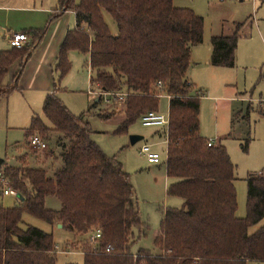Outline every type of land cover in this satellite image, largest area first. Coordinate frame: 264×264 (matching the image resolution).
Returning <instances> with one entry per match:
<instances>
[{
	"label": "trees",
	"instance_id": "16d2710c",
	"mask_svg": "<svg viewBox=\"0 0 264 264\" xmlns=\"http://www.w3.org/2000/svg\"><path fill=\"white\" fill-rule=\"evenodd\" d=\"M57 3L59 11L71 10L75 15V28L67 31L58 50V80L71 68L69 51L89 54L91 88L125 93L124 119L116 133L126 132L143 114L156 110L159 94L169 96L165 169L173 181L166 192L183 202L179 208L164 209L153 250L140 248L133 253L131 244L146 237L150 227L140 219L129 174L91 139L93 130L85 118L98 101L74 115L54 88L42 106L48 124L33 117L24 136L27 139L37 133L47 144L56 135L58 155L52 147L48 153L55 159L59 156L60 168L50 175L41 167L9 166L0 159V175L22 198L12 207L0 204V264H57L53 235L32 226L21 229L23 214L50 225L60 224L78 236L79 241L71 246L83 252L82 264L264 262V225L249 232L264 218V174L247 177L246 216L237 217L235 167L224 146H208V140L199 134L200 101L191 95L194 85L186 73L190 48L202 42V18L190 9L175 7L173 0ZM104 12L116 24L114 35L104 21ZM25 33H32L28 44L0 51V96L10 91L6 77L11 64L25 61L43 34ZM237 39L236 32L212 36L210 64L233 67ZM111 114L99 116L105 119ZM246 146L247 141L242 149ZM49 196L58 199L59 210L45 207ZM94 229L101 232L96 250L87 241ZM108 246L110 250L105 252Z\"/></svg>",
	"mask_w": 264,
	"mask_h": 264
},
{
	"label": "rangeland",
	"instance_id": "374dc122",
	"mask_svg": "<svg viewBox=\"0 0 264 264\" xmlns=\"http://www.w3.org/2000/svg\"><path fill=\"white\" fill-rule=\"evenodd\" d=\"M79 1L74 0V3ZM173 5L177 8L190 9L203 20V40L194 48L197 52L196 64H191L187 76L195 83L198 88L195 93L200 97L199 134L215 145L224 146L235 167L233 185L237 200L236 216L242 218L246 216V179L249 175L260 174L259 172L264 170V102H262L264 100L258 98L254 101L247 97V95H252L254 98L264 96V0H173ZM30 18L14 15L9 20L29 21ZM103 18L110 32H117L111 16L104 12ZM19 24L21 25L22 22ZM20 25L9 28L0 18V50L9 47L6 38L3 39L6 31L4 27L9 28L10 33L21 32ZM234 32L238 37L234 66L229 68L212 66L209 62L210 36L220 33L231 35ZM86 58L76 51H71L68 56L71 68L60 80V84L65 88L57 96L74 115L86 110L93 99L88 92V72L83 66ZM239 94L246 95L243 103L234 99ZM95 95L98 96V104L85 118L94 131L92 140L106 155L114 156L129 174L135 189V201L140 219L150 227L146 237L136 239L131 244V251L136 253L140 248L152 251L155 232L162 218L161 210L164 207L179 208L183 202L179 197L167 195L166 192L164 172L166 145L158 136L160 131L165 138V129L162 128L163 125L143 126L138 119L126 132L116 133L118 122L121 115L123 116L122 111L119 110L121 104L119 105L112 96ZM105 98L109 99L108 102L104 101ZM168 101L165 94H159L156 111L168 116ZM41 104L42 102L37 100L20 110H16L17 108L2 110L0 159H4L5 164L11 166L23 164L27 167H41L51 175L53 170L61 166L59 156L55 159L54 155L48 153L51 147L56 153L58 152L54 140L56 135L52 134L50 142H47V147L43 150L30 147L27 143L28 138L24 141V129L28 128L32 113H37L44 122L48 123L42 114ZM242 104L244 106H241ZM247 107L254 110L249 116L246 115ZM108 113H112L108 119L99 116ZM234 114H237L235 118ZM131 134L142 136V139L130 144ZM246 141V149H242ZM143 143L150 144L152 150L159 152L161 157L159 163L146 162L139 153ZM21 200L20 194L2 195L0 186L2 205L12 207ZM45 207L57 211L60 203L56 197L49 196L45 199ZM261 225H264V218L257 225L250 227L249 232H254ZM28 226L52 234L57 250L62 251V248L66 251L70 248L74 250L68 242L63 243L66 239H73L72 233L58 229V225H50L23 214L20 227L25 229ZM66 246L68 249L64 248ZM69 263L82 264L83 256L62 252L57 254V264ZM246 264H264V262L247 261Z\"/></svg>",
	"mask_w": 264,
	"mask_h": 264
},
{
	"label": "crops",
	"instance_id": "0c3cea01",
	"mask_svg": "<svg viewBox=\"0 0 264 264\" xmlns=\"http://www.w3.org/2000/svg\"><path fill=\"white\" fill-rule=\"evenodd\" d=\"M58 8L59 7H58L57 0H0V18H1L2 23L4 25H8V27L11 28L14 25H20L19 23L22 22V24L20 25L22 27L21 32L25 33L26 31L27 32H30V31H39L40 32V31H42V33H43L41 38L39 40H36L34 47L32 48V51L30 53V56L25 61L21 62L20 60H16L15 62H13L11 64V66L9 68V72L7 74V77H6V83L8 85V90H10V91H8L7 93L0 96V118L2 117V114H1L2 110H7L8 108L9 109L11 108L12 110L17 108L16 110H20L23 106H27V105H29V103L32 104L33 101H37V100L42 102V104H41V111H42V106H43V102H44L45 97L48 94H50L54 90V88H56L55 89L56 90V96L59 94L60 91L64 90L65 87H62V85L60 84V81L58 80V73L55 71V65L57 63L58 50H59L61 42L63 41V39L65 37V34L67 33V31L75 28V15L71 10L59 11ZM14 15L29 16L31 18L29 21H23V20H11L10 21L9 19ZM73 17H74V20H73ZM4 28L6 29V31H4V35H3L4 38L3 39L6 38V40L8 42V36L11 34L10 33L11 30L9 28H6V27H4ZM2 30H4V29L2 28ZM112 34L114 35V34H116V32L112 33ZM215 35H225V34L220 33V34H215ZM215 35H211L210 38L212 36H215ZM27 36H28V42L26 44H28L30 42L31 37H32V33H30ZM210 46H211V42H210ZM10 48H12V47L9 45V47L2 49L0 51L8 50ZM194 48H195V46H192L190 48V63H189V66L187 68V73L189 72V68H191V64L192 63H194V65L196 64L195 59H196L197 52L194 51ZM71 51H75V50H71ZM71 51L68 52L67 58H68ZM211 51H212V46L210 47V55H211ZM76 52H78V51H76ZM78 53H80V52H78ZM80 54H82V53H80ZM82 55L87 57L86 60H84L83 66L86 68V71L88 72V78H89V80H88L89 91L88 92H90L91 90H94V89H92L90 86L91 69L89 67V54H82ZM68 61L70 62L69 59H68ZM209 62H210V59H209ZM18 70L20 72L17 76V79L15 80V79H13V77L18 72ZM187 73H186L187 80L191 84L194 85V92H192L191 95L199 97L198 93H195L196 89H198V88L196 87L195 83L192 82L191 79L187 76ZM56 78H57V80H56ZM14 94H16V95H14ZM91 95L93 96V99L90 101V104L88 105L87 109L90 107V105L92 104L93 101H95V100L98 101V98H97L98 96L95 97L96 95H93V94H91ZM167 97L169 99V96H167ZM247 97L251 98L254 101H257L255 99H258V98H260V99L262 98L264 100V96H262V95L258 96L257 98H254L252 95H247ZM58 98L61 101L60 97H58ZM245 98H246V95L239 94V95H236V97L234 99L240 103H243L245 101ZM114 100L117 103H119V105L121 104V107L119 108V110L122 111L121 114H123V116L121 115V119L118 122V124H119L124 119V113H123L124 108L122 106L123 101L116 100V99H114ZM262 102H264V101H262ZM97 104H96V106H97ZM96 106L90 111V113L96 108ZM241 106H244V105L242 104ZM263 109H264V103H263ZM86 110H84V111H86ZM247 110H248L247 116H249V113L254 111V110H250L249 107H247ZM84 111H82V112H84ZM153 111H156V110H153ZM82 112H80V113H82ZM42 114H43V112H42ZM33 117H39L40 118V116L37 113H32V115L30 116V121ZM44 118H45V116H44ZM105 119H108V118H105ZM45 120L47 121L46 118H45ZM29 125H30V122H29ZM162 128H164L165 131L167 129V127H164V126ZM27 129L28 128L24 129V134H25ZM92 134H91V136H92ZM131 135H136V134H131ZM158 136H159V138H161L163 140L162 142L166 145V140H165V138L162 137V134L160 133V131H159ZM91 139H92V137H91ZM25 140H26V138L24 136V141ZM165 156H166V152L164 155V161H165ZM145 160H146V158H145ZM146 162H147V160H146ZM9 166H11V165H9ZM164 172L166 175L165 164H164ZM171 181H173V180H170L166 175L165 187H167ZM2 206H4V205H2ZM4 207H7V206H4ZM164 209H165V207L161 210V216L163 215ZM57 228L63 229L62 226H57ZM157 233H158V230H156L155 235ZM76 241H79V237L73 236L72 240L66 239L65 242H63V243L67 244V242H68V244L71 245L73 242H76ZM64 248L68 249L67 246ZM73 249L74 250H72L70 248L69 251H66V250H63V248H62V251H59L60 249L57 250V247L55 244L54 253L56 254V258H57V254L61 253V252L67 253V254H71V253L72 254H80L82 256L84 255L82 251L76 250L75 248H73Z\"/></svg>",
	"mask_w": 264,
	"mask_h": 264
},
{
	"label": "built area",
	"instance_id": "2783aa9c",
	"mask_svg": "<svg viewBox=\"0 0 264 264\" xmlns=\"http://www.w3.org/2000/svg\"><path fill=\"white\" fill-rule=\"evenodd\" d=\"M28 42V36L24 32H14L11 33L8 36V43L13 48H21L26 45ZM159 84V83H158ZM90 94H97L100 96H112L116 100L123 101L125 97V93L123 92H117V93H108V92H101V91H95L91 90L89 92ZM109 99H104V101L108 102ZM141 124L143 126H159L163 125L167 127L168 124V116H164L163 114H160L157 111H148L147 113L143 114L140 117ZM27 143L30 147H33L38 150H43L46 148L45 142L41 139V137L34 133L30 135L27 139ZM208 146L214 145L211 140H208L207 142ZM139 153L143 155L148 163H159L161 160L160 154L157 151L152 150V147L150 144L143 143L139 148ZM260 174H264V170L259 172ZM1 176V175H0ZM0 186L2 195H15V190L11 188L8 181L4 179L2 176L0 178ZM101 238V232L99 229H94L91 231L87 237V241L92 246V249H97L98 247V241ZM110 247H106L104 249L105 252H109Z\"/></svg>",
	"mask_w": 264,
	"mask_h": 264
},
{
	"label": "water",
	"instance_id": "95a60500",
	"mask_svg": "<svg viewBox=\"0 0 264 264\" xmlns=\"http://www.w3.org/2000/svg\"><path fill=\"white\" fill-rule=\"evenodd\" d=\"M140 139H142V136H139V135H130L129 142H130V144H135ZM58 226H61V225L58 224Z\"/></svg>",
	"mask_w": 264,
	"mask_h": 264
}]
</instances>
